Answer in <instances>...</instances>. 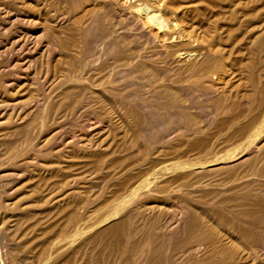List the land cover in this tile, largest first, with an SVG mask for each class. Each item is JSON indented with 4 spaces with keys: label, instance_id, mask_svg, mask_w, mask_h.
Masks as SVG:
<instances>
[{
    "label": "rangeland",
    "instance_id": "rangeland-1",
    "mask_svg": "<svg viewBox=\"0 0 264 264\" xmlns=\"http://www.w3.org/2000/svg\"><path fill=\"white\" fill-rule=\"evenodd\" d=\"M85 1L0 0V28L2 29V31H0V116L3 114L0 117V264H49V262L50 264H120L122 262V264H143L144 262L146 264L152 262V264H219L220 262V264H238L240 262V264H246V262L249 264H256L255 261L259 264H264V262H262L264 258V249H261L264 248V241H262L264 240V236L261 237L262 234L264 235V0ZM5 4H7V6ZM90 6L91 8H89ZM140 6L142 9L150 8L151 10L149 9L147 11L151 13L155 11V13H157L158 11L160 17L162 16L161 20L163 19L162 24L165 23L163 27L158 24H153L150 21H148L150 24L147 23V16L150 15V12L148 13L144 12L145 10H141L144 13L143 15V13L138 10L139 13L141 12L139 14L137 8H141ZM31 9L34 12H32ZM5 10L6 12H4ZM89 12L92 14L90 13V15ZM16 15H20V18L22 17L24 19L18 21L14 19ZM2 18L4 21L1 20ZM7 18H12L18 22H14L13 20V28L10 25L8 28H3L2 24L8 22ZM142 19L143 21H141ZM128 23H130V25ZM175 25L176 28L174 27ZM111 27L114 31L111 30ZM10 29L12 32L9 31ZM107 30H109V32ZM148 30L153 33L151 32V34ZM171 30H174V32ZM28 31L34 32L35 39H30L31 36L29 34V36H27L26 33H30ZM110 32L112 33L111 35ZM20 33H23V36L22 34L21 36L27 39V42L28 40L29 42H31V40L33 42L34 40V43H38L37 46L35 44L28 47L21 46L23 47L22 49L20 46H16V48L14 47L13 49L9 47L13 41V35L18 34L17 36L19 37ZM180 35L181 37H178ZM4 36L6 38L8 37L10 41ZM38 38L39 40H37ZM48 41H51L50 43L53 44V47L57 44L54 49L52 44ZM54 42H56V44ZM49 44L51 45L50 47ZM57 46L60 49L62 48V51ZM6 47L9 48V50L5 49ZM64 48H66V50ZM3 49H5V51ZM130 49H133L135 53ZM78 50L82 52L80 53ZM121 50L123 52H121L122 54L120 53ZM131 51L132 54H134L130 56L129 53ZM125 53L129 55L127 54L126 56ZM189 53L192 55H188ZM49 54L50 56H48ZM118 54L119 57H117ZM120 55H122V58ZM123 55L125 56L123 57ZM70 56L73 58L77 56V58L74 60ZM125 58L127 60H124ZM69 60L74 63L76 62L74 64L75 67H73V62L70 63ZM95 62L97 63L95 64ZM77 63H82L81 69L78 67L80 64L78 65ZM95 65H97V67ZM67 69L70 70L71 72L69 73L72 74H69L66 71ZM77 70H79V72H77ZM2 72H4V74ZM80 72L82 77H80ZM92 74L93 76H91ZM69 75L72 76L70 77ZM66 77H68V81L65 80ZM86 78H89L88 80L90 81H87ZM72 79L73 81L75 79L76 82L78 79L79 84L73 82ZM70 80L72 81L71 83ZM80 80H82V83ZM108 80L109 82L107 83ZM103 81L105 82L103 83ZM198 81L200 84H198ZM65 82L69 83H66L67 85L65 84L64 86ZM160 84H162L161 86H163L162 88L164 89L161 88ZM171 84L173 87H171ZM75 86L79 89L75 88L79 101H77L76 104L78 103L81 105L79 106L77 104V106L74 107L76 104H72L73 106L71 105V107H65L64 105L63 107L62 104L66 103L64 102L66 98L62 96L64 93L62 94L61 91H66L67 88H74ZM64 87L65 90H62ZM108 87L112 89L110 90ZM157 88H159L162 93L164 91V93L162 94L161 91L156 90ZM81 89L86 91H82ZM176 90L178 93H176ZM146 91L150 96L148 93L146 94ZM56 94L58 95V101L55 99V96H57ZM97 94L99 96L101 95V99L108 98L109 101L104 99L107 101L106 106L104 105L105 102L100 100ZM92 96L95 101H93L94 99ZM124 96L125 98H123ZM147 97H149L148 100ZM173 97L176 100L178 98V100L175 101ZM80 99H82V101ZM97 99H99L100 103L96 102L98 101ZM90 100H92V104ZM132 100H134V102ZM116 101L117 103H115ZM118 101L120 103H118ZM179 101H182L180 105ZM56 102H58L57 104L60 102L59 107ZM81 102H83V104H90L87 105L86 108H80L84 106ZM108 102L110 104H108ZM183 102L185 103L183 104ZM51 106L54 108H51ZM132 107H134V109ZM60 108H63L64 111L63 109L60 110ZM49 109L50 111L48 112ZM37 110H39V112ZM65 111L67 114H65ZM62 112L64 116L62 115L60 117ZM100 114H104L105 116H101ZM17 115L19 116L16 117ZM126 117H128V119ZM190 118L193 119L192 122ZM51 119H53L52 122ZM85 119L87 121H85ZM138 120L141 121L139 122ZM184 123L187 126H185ZM44 124H46L45 127H43ZM188 124L190 125L188 126ZM194 125L197 126V129ZM80 127L81 129L85 128V132L83 129L82 131ZM190 127L191 129H195V131H190ZM185 128L188 130L186 131ZM21 129H24L23 132H21ZM173 129L176 131H173ZM171 130L172 132H169ZM91 131L93 132L91 133ZM180 132V135L187 132L186 134L188 136L185 134L186 137H182L179 135ZM188 132H194V134L191 133V135H189ZM76 133L77 135L74 136ZM85 133L86 135L88 134L87 136L89 137L85 136ZM195 133L198 134L197 137ZM57 135L58 140L60 138L62 139V137L63 140L61 141L60 139L59 142L56 137ZM174 135L179 136H176V138ZM170 136L173 138L171 137V139ZM51 139L55 142L57 140V144H53L54 142ZM88 139L91 140L89 141ZM95 139L96 141H94ZM165 139L169 141L167 142ZM48 140L52 142L54 148H52V144L51 142L49 143ZM80 140H82L81 144L79 142ZM45 142L50 144V146H46L47 144ZM91 142L94 144L92 145ZM32 143H35V146H33ZM85 143L87 144L85 145ZM4 145L6 146L4 147ZM91 145L92 148L90 149L89 146ZM22 148L24 149L22 150ZM210 148H212L211 151ZM208 149L209 151H207ZM216 149L217 151L215 152ZM207 154L210 156H207ZM103 160H105V163ZM194 160H198L199 164V160H201L202 165L197 164ZM204 160L206 164L203 163ZM191 161H194L195 164H192L193 162L190 164ZM51 165H56L58 169ZM71 165L73 167L75 166V169ZM196 166H199V168ZM218 166H220L221 169ZM53 168L57 170L54 171L52 170ZM103 168L106 169L104 170ZM60 169H64V172ZM215 169L218 170L216 171ZM208 170L210 171L208 172ZM158 172H161V175L158 180H155L154 177ZM68 174L69 176H67ZM188 175H191V178H189ZM209 175L210 177H208ZM198 176L203 179L202 182ZM206 176L207 178L204 179ZM197 177L199 179H197ZM76 178L78 180H76ZM194 178L197 180L195 179L196 181L192 182L191 180H194ZM73 180L76 181L73 182ZM147 180L154 181L148 185L146 189L143 188L139 192L140 195L142 194L139 196L140 198L142 197V199L138 201L139 197L137 196L133 200L127 202L128 204H124V201L132 197L133 194L131 193L134 188L140 184H146ZM198 181L200 183H197ZM63 183H68V185L66 184L67 187H64L65 185L62 186ZM203 183L204 186L202 185ZM205 185H207V188ZM154 186L157 188L154 189ZM152 187L153 189H151ZM164 187L167 189L169 187V189L166 190L167 192ZM187 187L189 188L187 189ZM191 187L195 188L192 189ZM51 188L54 189L52 190ZM172 188L177 190L174 191ZM212 188H214V190ZM161 189H163L162 192ZM158 190L160 191L157 192ZM258 191L259 194L257 193ZM26 193L27 195H25ZM154 193L159 197V200H162V203L158 201V199L154 200L155 198L153 197H156ZM159 193H164L165 196ZM169 193H172V196H170ZM149 194L151 198H149ZM226 195L230 197L227 198ZM161 196H163L164 200ZM136 198L137 201L135 200ZM134 201L136 202L134 203ZM155 203H157V206L161 204L160 206L162 209L160 206L157 207L159 210L155 208ZM109 204H111L112 207ZM145 204L148 205L146 206ZM129 205L131 206L129 207ZM237 205H240V207ZM152 206L157 211L154 209L153 211L151 209ZM61 208L63 209L62 211ZM149 208L151 210L147 213L145 210ZM243 208L247 210V213L243 211ZM165 209L167 211H165ZM251 209L252 211L255 209V212L259 210L256 212V216L251 214ZM112 210L115 211L111 214ZM128 210H130V212ZM160 212L164 214L162 215L163 217ZM218 212H221V216L219 214L217 215ZM244 213L247 214L248 220ZM248 213L253 215L252 219L250 218L251 215ZM137 215H141V218L137 217ZM72 219L75 221H73L75 224L72 223ZM164 222L166 224H164ZM161 223H163L165 227L163 226L162 228L161 225L163 224ZM110 224L112 226H110ZM174 225L177 226L175 227ZM209 225L210 227L208 228ZM27 226L32 228L29 229ZM59 227L60 229H58ZM168 227H170V230ZM260 227L263 229V232L259 234L258 231ZM149 228H152L153 231L151 229L149 230ZM202 228L203 230H201ZM138 229L140 230V234ZM157 229L159 232L156 231ZM190 229H193V231L190 232ZM207 229H209V232ZM135 230L137 235H134V233L136 234ZM151 232L157 239L150 237L152 236ZM223 232L225 233L222 234ZM74 233L78 236L75 237V235H72ZM146 234L149 235L147 236ZM234 235L237 238L234 237ZM129 237L131 238L128 239ZM192 238L194 240H192ZM200 238L203 239V242ZM186 239L194 242L185 241ZM212 239H214V241H212ZM151 240H155V244ZM230 240H232V242ZM13 241L14 243L12 244ZM15 241H17V243ZM75 241L76 243H74ZM235 241L237 243H235ZM127 242L130 243L127 244ZM135 242L141 244L134 245L136 244ZM186 242L188 243L186 244ZM210 243H212L213 246ZM245 243H248V245L246 246ZM131 244L135 249L131 248ZM148 245H150L149 248L147 247ZM195 245L199 246V252L197 250L198 247ZM45 246L49 248L45 249ZM156 246L157 248L159 247V250L157 249L158 251L155 248ZM152 247L155 249L153 248V250ZM173 248L176 250H174L175 252H173ZM140 249H142V251L144 250L143 253ZM147 249L149 250L147 251ZM183 249L190 250L184 251ZM45 250H47L48 253ZM19 251L22 252L20 253ZM131 251L132 254L129 255L128 252L131 253ZM161 251H163V253L160 254L159 252ZM189 251L195 254L197 252L198 256L197 254H191L192 252L189 253ZM254 251H257V254L254 253ZM124 252L127 253L125 254ZM133 252L138 254L135 255ZM139 252L142 253V255L145 253L144 255L146 257L144 255L142 256ZM258 253L260 254L259 256H257ZM184 254L188 256L191 254L196 260L198 259L197 263L195 259H190L191 256L188 257ZM248 254H251L250 257L253 260L250 259ZM254 254L257 257H255ZM122 255L127 256L123 257ZM138 257L142 258L139 259V263L137 262ZM51 258L54 259L51 260ZM178 258L179 261L177 260ZM160 259L162 263L159 262ZM208 259L210 260L208 261ZM40 260L41 263H39ZM125 260H130L131 262L126 263ZM200 260H202V262ZM165 261L166 263H164Z\"/></svg>",
    "mask_w": 264,
    "mask_h": 264
},
{
    "label": "bare ground",
    "instance_id": "bare-ground-1",
    "mask_svg": "<svg viewBox=\"0 0 264 264\" xmlns=\"http://www.w3.org/2000/svg\"><path fill=\"white\" fill-rule=\"evenodd\" d=\"M3 1H4V0H3ZM23 1H24V0H23ZM36 1H37V0H36ZM83 1H85V0H83ZM86 1H87V0H86ZM86 1H85V2H86ZM140 1H141V0H140ZM10 2H11V1H10ZM63 2H64V1H63ZM71 2H72V1H71ZM87 2H88V1H87ZM129 2H130V1H129ZM26 3H27V2H26ZM0 4H1V3H0ZM11 4H12V2H11ZM63 4H64V3H63ZM68 4H69V3H68ZM71 4H72V3H71ZM161 4H162V3H161ZM5 5L7 6V4H5ZM32 5H33V4H32ZM77 5H78V4H77ZM94 5H95V4H94ZM18 6H19V5H18ZM20 6H21V5H20ZM23 6H24V5H23ZM44 6H46V5H44ZM44 6H43V7H44ZM68 6H69V5H68ZM70 6H71V5H70ZM78 6H79V5H78ZM98 6H99V4H98ZM2 7H3V6H2ZM2 7H1V8H2ZM25 7H26V6H25ZM28 7H29V6H28ZM35 7H36V6H35ZM86 7H88V6H86ZM86 7H85V8H86ZM102 7H103V6H102ZM125 7H126V6H125ZM140 7H141V6H140ZM5 8H6V7H5ZM5 8H4V9H5ZM16 8H19V7H16ZM39 8H40V7H39ZM89 8H91V6H90ZM89 8H88V9H89ZM92 8H93V7H92ZM96 8H97V6H96ZM99 8H100V7H99ZM128 8H129V7H128ZM14 9H15V8H14ZM33 9H34V8H33ZM46 9H47V8H46ZM88 9H87V12H88ZM149 9H150V8H149ZM149 9H146V8H143V9H142V7H141V8H139V9L137 8V11H138V10H139V11H141V10H145L144 12H148L147 10H149ZM6 10H7V9H6ZM6 10H5L4 12H6ZM17 10H18V9H17ZM21 10H22V9H21ZM21 10H20V11H21ZM28 10H29V8H28ZM37 10H38V9H37ZM63 10H64V9H63ZM71 10H72V9H71ZM135 10H136V9H135ZM150 10H151V9H150ZM31 11H32V9H31ZM44 11H45V10H44ZM72 11H73V10H72ZM126 11H127V10H126ZM139 11H138V13H139ZM159 11H160V10H159ZM7 12H8V11H7ZM32 12H34V11H32ZM51 12H52V11H51ZM66 12H67V10H66ZM141 12H142V11H141ZM141 12H140V13H141ZM149 12H150V11H149ZM149 12H148V13H149ZM155 12H156V11H155ZM155 12H154V13H151V12L149 13L150 15L147 16V20H146L147 23H149L148 21H150V22H152L153 24H158V25H161V27H163V25H164L165 23L162 24V22H163V21H162L163 19L161 20V17H162V16L160 17V14H159L158 11H157V13H158L159 15H158L157 13H155ZM8 13H10V12H8ZM8 13H7V14H8ZM48 13H49V11H48ZM85 13H86V12H85ZM90 13H91V12H89V14H90ZM127 13H128V12H127ZM140 13H139V14H140ZM142 13H143V12H142ZM160 13H161V12H160ZM0 14H1V13H0ZM11 14H12V13H11ZM72 14H73V13H72ZM89 14H87V15H89ZM91 14H92V13H91ZM91 14H90V15H91ZM101 14H102V13H101ZM3 15H4V14H3ZM143 15H144V13H143ZM146 15H147V14H146ZM146 15H145V16H146ZM95 16H96V15H95ZM137 16H138V15H137ZM45 17H46V16H45ZM58 17H60V16H58ZM90 17H91V16H90ZM100 17H101V16H100ZM104 17H105V16H104ZM12 18H13V17H12ZM12 18H11V19H10V18H7V19H8V22L3 23V24H2V25H3L2 27H3V28H8L9 25L12 26V25L14 24V23H13V20H14V19H16V20H18V21L24 19V18H22V17L20 18V15H19V16L16 15V17H15L14 19H12ZM92 18H93V17H92ZM95 18H96V17H95ZM175 18H176V17H175ZM33 19H34V18H33ZM47 19H48V18H47ZM52 19H53V18H52ZM103 19H104V18H103ZM118 19H119V18H118ZM137 19H138V17H137ZM173 19H174V18H173ZM176 19H177V18H176ZM1 20H3V18H2ZM5 20H6V19H5ZM16 20H14V22H15ZM29 20H30V18H29ZM31 20H32V19H31ZM90 20H91V18H90ZM144 20H145V18H144ZM174 20H175V19H174ZM3 21H4V20H3ZM6 21H7V20H6ZM18 21H16V22H18ZM34 21H35V20H34ZM36 21H37V20H36ZM38 21H39V20H38ZM137 21H138V20H137ZM141 21H143V19H142ZM23 22H24V21H23ZM102 22H103V20H102ZM123 22H124V21H123ZM135 22H136V21H135ZM165 22H166V21H165ZM168 22H170V21H168ZM28 23H29V22H28ZM132 23H133V22H132ZM142 23H143V22H142ZM171 23H172V21H171ZM15 24H16V23H15ZM22 24H23V23H22ZM33 24H34V23H33ZM102 24H103V23H102ZM128 24L130 25V23H128ZM136 24H137V22H136ZM139 24H140V23H139ZM149 24H150V23H149ZM166 24H167V23H166ZM103 25H104V24H103ZM115 25H116V24H115ZM142 25H144V24H142ZM167 25H168V24H167ZM20 26H21V25H20ZM20 26H19V27H20ZM85 26H87V25H85ZM88 26H89V25H88ZM131 26H132V25H131ZM133 26H134V25H133ZM136 27H137V26H136ZM157 27H158V26H157ZM159 27H160V26H159ZM169 27H170V26H169ZM174 27L176 28V25H175ZM177 27H178V26H177ZM179 27H180V26H179ZM12 28H13V26H12ZM86 28H87V27H86ZM102 28H103V27H102ZM0 29H1V28H0ZM17 29H18V28H17ZM51 29H52V28H51ZM51 29H50V30H51ZM163 29H164V28H163ZM167 29H168V28H167ZM170 29H171V28H170ZM170 29H169V30H170ZM179 29H180V28H179ZM179 29H178V30H179ZM5 30H6V29H5ZM50 30H49V31H50ZM86 30H87V29H86ZM111 30H113L112 27H111ZM128 30H129V29H128ZM133 30H134V29H133ZM135 30H136V29H135ZM137 30H138V29H137ZM150 30H151V29H150ZM150 30H148V31H150ZM160 30H161V28H160ZM0 31H2V29H1ZM9 31H11V29H10ZM13 31H14V30H13ZM43 31H45V30H43ZM47 31H48V30H47ZM107 31L109 32V30H107ZM113 31H114V30H113ZM171 31L174 32V30H171ZM4 32H5V31H4ZM4 32H3V33H4ZM11 32H12V31H11ZM15 32H16V31H15ZM28 32H30V33H26L27 36L30 35V36L32 37V38L30 37V39H35V38H34V34H33L34 32H33V31H32V32H31V31H28ZM151 32H152V31H150V33H151ZM1 33H2V32H1ZM5 33H6V32H5ZM17 33H18V32H17ZM23 33H24V32H23ZM23 33H20L19 37L17 36L19 33H18L17 35H13V37H12L13 41L11 42V44L9 45V47H11V48L13 49L14 47L16 48V46H20V47H21V46L28 47V46H31V45H33V44H35V45L37 46L38 43H34V40H33V42H32V40H31V42H29V40H28V42H27V39H24V38L22 37V36H23ZM41 33H42V32H41ZM55 33H56V32H55ZM146 33H148V32H146ZM152 33H153V32H152ZM152 33H151V34H152ZM171 33H172V32H171ZM14 34H16V33H14ZM21 34H22V36H21ZM28 34H29V35H28ZM48 34H49V33H48ZM50 34H51V33H50ZM105 34H106V33H105ZM111 34H112V33L110 32V35H111ZM174 34H175V33H174ZM6 35H7V34H6ZM9 35H10V34H9ZM53 35H54V34H53ZM53 35H52V36H53ZM108 35H109V34H108ZM154 35H155V33H154ZM184 35H185V34H184ZM15 36H17V37H15ZM118 36H119V35H118ZM125 36H126V35H125ZM152 36H153V35H152ZM4 37H5V36H4ZM178 37H181V35L178 36ZM184 37H185V36H184ZM5 38H6V37H5ZM25 38H28V37H25ZM36 38H37V37H36ZM151 38H152V37H151ZM2 39H3V38H2ZM6 39L9 40L8 37H7ZM184 39H185V38H184ZM37 40H39V38H38ZM50 40H51V39H50ZM55 40H56V39H55ZM55 40H53V41H55ZM145 40H146V39H145ZM176 40H177V39H176ZM179 40H180V39H179ZM1 41H2V40H1ZM4 41H5V40H4ZM9 41H10V40H9ZM56 41H57V40H56ZM172 41H173V40H172ZM35 42H36V41H35ZM37 42H38V41H37ZM48 42H49V41H48ZM50 42H51V41H50ZM50 42H49V43H50ZM65 42H66V40H65ZM185 42H186V41H185ZM54 43L56 44V42H54ZM58 43H59V42H58ZM109 43H110V42H109ZM109 43H108V44H109ZM120 43H121V42H120ZM50 44H52V43H50ZM50 44H49V47L51 46ZM113 44H114V43H113ZM183 44H184V43H183ZM3 45H4V43H3ZM6 45H7V43H6ZM56 45H57V44H56ZM56 45H55V46H56ZM93 45H94V44H93ZM55 46H54V47H55ZM81 46H82V45H81ZM20 47H19V48H20ZM52 47H53V44H52ZM54 47H53V49H54ZM57 47H58V46H57ZM74 47H75V46H74ZM78 47H79V46H78ZM3 48H4V47H3ZM22 48H23V47H21V49H22ZM58 48H59V47H58ZM58 48H57V49H58ZM79 48H80V47H79ZM5 49H8V50H9V48H7V47H6ZM5 49H3V50L5 51ZM47 49H48V48H47ZM50 49H52V48H50ZM55 49H56V48H55ZM59 49H60V48H59ZM64 49L66 50V48H64ZM69 49H70V48H69ZM0 50H1V49H0ZM48 50H49V49H48ZM60 50L62 51V48H61ZM130 50L133 51V49H130ZM130 50H129V51H130ZM4 51H3V52H4ZM6 51H7V50H6ZM16 51H17V50H16ZM21 51H22V50H21ZM54 51H55V50H54ZM56 51H57V50H56ZM78 51H79V50H78ZM91 51H93V50H91ZM99 51H100V50H99ZM132 51H131L130 53L128 52V53L130 54V56H131V54H132ZM25 52H26V51H25ZM68 52H69V51H68ZM79 52L81 53L82 51H79ZM107 52H108V51H107ZM110 52H111V50H110ZM121 52H122V50L120 51V53H121ZM124 52H125V51H124ZM133 52H134V51H133ZM139 52H140V51H139ZM6 53H7V52H6ZM19 53H20V52H19ZM76 53H78V52H76ZM76 53H75V54H76ZM87 53H88V52H87ZM122 53H123V52H122ZM122 53H121V54H122ZM128 53H125L126 56H127ZM134 53H135V52H134ZM134 53H133V54H134ZM141 53H143V52H141ZM181 53H182V52H181ZM73 54H74V53H73ZM73 54H72V55H73ZM129 54H128V55H129ZM133 54H132V55H133ZM190 54H191V53H189L188 55H190ZM8 55H9V54H8ZM67 55H68V54H67ZM76 55H77V54H76ZM79 55H81V54H79ZM83 55H84V53H83ZM96 55H98V54H96ZM167 55H169V54H167ZM191 55H192V54H191ZM193 55H194V54H193ZM48 56H50V54H49ZM120 56H121V58H122V55H120ZM124 56H125V55H123V57H124ZM130 56H128V57H130ZM142 56H143V55H142ZM170 56H171V55H170ZM179 56H180V54H179ZM179 56H178V57H179ZM70 57H71V56H70ZM73 57H74V55H73ZM73 57H71V58H73ZM80 57H81V56H80ZM97 57H98V56H97ZM103 57H104V56H103ZM117 57H119V54H118ZM50 58H51V57H50ZM68 58H69V57H68ZM71 58H70V59H71ZM75 58H77V56H76ZM75 58H73V59L75 60ZM85 58H86V57H85ZM94 58H95V56H94ZM73 59H72V60H73ZM78 59H80V58H78ZM87 59H88V58H87ZM128 59H129V58H128ZM180 59H181V58H180ZM49 60H50V59H49ZM81 60H82V59H81ZM115 60H116V59H115ZM119 60H122V59H119ZM124 60H127V59L125 58ZM124 60H123V61H124ZM212 60H213V59H212ZM69 61H70V63L73 62V61H71V60H69ZM69 61H68V62H69ZM87 61H88V60H87ZM92 61H93V63H94V60H93V59H92ZM95 61H96V60H95ZM18 62H19V61H18ZM48 62H49V61H48ZM85 62H86V61H85ZM89 62H90V60H89ZM97 62H98V61H97ZM97 62H95V64H96ZM115 62H116V61H115ZM168 62H169V61H168ZM199 62H200V61H199ZM1 63H2V62H1ZM70 63H69V64H70ZM75 63H76V62H75ZM75 63L73 62V67H75V66H74ZM159 63H160V62H159ZM77 64H78V65L80 64V66H78V67H80V69H81V68H82V66H81L82 63H77ZM114 64H115V63H114ZM121 64H122V63H121ZM128 64H129V62H128ZM130 64H131V63H130ZM87 65H88V64H87ZM212 65H213V64H212ZM212 65H210V66H212ZM0 66H1V65H0ZM70 66H71V64H70ZM90 66H94V65H90ZM95 66L97 67V65H95ZM196 66H197V65H196ZM206 66H207V65H206ZM3 67H4V66H3ZM87 67H88V66H87ZM106 67H107V66H106ZM164 67H165V66H164ZM208 67H209V66H208ZM1 68H2V67H1ZM27 68H28V67H27ZM67 68H68V67H67ZM76 68H77V67H76ZM84 68H85V67H84ZM84 68H83V69H84ZM94 68H95V67H94ZM107 68H108V67H107ZM173 68H174V67H173ZM173 68H172V69H173ZM21 69H22V68H21ZM68 69H69V68H68ZM68 69H67L66 71H67L68 73L71 72V71L68 70ZM74 69H75V68H74ZM77 69H78V68H77ZM95 69H97V68H95ZM169 69H170V68H169ZM172 69H171V70H172ZM205 69H206V68H205ZM214 69H215V68H214ZM48 70H50V69H48ZM75 70H76V69H75ZM85 70H86V69H85ZM166 70H167V69H166ZM185 70H186V69H185ZM215 70H216V69H215ZM217 70H218V69H217ZM72 71H73V69H72ZM90 71H92V70H90ZM104 71H105V70H104ZM110 71H111V70H110ZM194 71H195V70H194ZM64 72H65V71H64ZM77 72H79V70H77ZM81 72H83V71H81ZM81 72H80V77H82V76H81ZM112 72H113V71H112ZM118 72H119V71H118ZM179 72H181V71H179ZM2 73L4 74V72H2ZM65 73H66V72H65ZM74 73H75V71H74ZM84 73H86V72H84ZM91 73H92V72H91ZM62 74H63V73H62ZM69 74H72V73H69ZM108 74H109V73H108ZM159 74H160V73H159ZM1 75H2V74H1ZM18 75H19V74H18ZM18 75H17V76H18ZM82 75H83V74H82ZM87 75L90 76L89 74H87ZM112 75H113V74H112ZM173 75H174V74H173ZM2 76H3V75H2ZM20 76H21V75H20ZM62 76H63V75H62ZM69 76L71 77L72 75H69ZM78 76H79V73H78ZM88 76H87V77H88ZM91 76H93V74H92ZM108 76H109V75H108ZM14 77H15V76H14ZM63 77H64V76H63ZM73 77H74V76H73ZM76 77H77V75H76ZM83 77H84V76H83ZM67 78H68V77H66V79H65V78H64V79L67 80ZM0 79H1V78H0ZM60 79H61V78H60ZM60 79H59V80H60ZM86 79H87V78H86ZM88 79H89V78H88ZM88 79H87V81H90V80H88ZM111 79H112V78H111ZM120 79H121V78H120ZM190 79H191V78H190ZM197 79H198V78H197ZM92 80H93V79H92ZM94 80H95V79H94ZM105 80H106V79H105ZM113 80H114V79H113ZM151 80H152V79H151ZM198 80H199V79H198ZM4 81H5V80H4ZM67 81H68V80H67ZM72 81H73V79H72ZM72 81L70 80V83H71ZM80 81H81V83H82V80H80ZM101 81H102V80H101ZM110 81H111V80H110ZM127 81H128V80H127ZM152 81H153V80H152ZM155 81H156V80H155ZM177 81H178V80H177ZM14 82H15V81H14ZM35 82H36V80H35ZM49 82H50V81H49ZM73 82L79 84V83H78V82H79L78 79H77V82H76L75 79H74ZM104 82H105V81H103V83H104ZM108 82H109V80L107 81V83H108ZM112 82H113V81H112ZM172 82H173V79H172ZM175 82H176V80H175ZM194 82H195V81H194ZM10 83H11V82H10ZM15 83H16V82H15ZM33 83H34V82H33ZM53 83H54V82H53ZM66 83H69V82H65V83H64V86H65ZM96 83H97V82H96ZM173 83H174V82H173ZM176 83H177V82H176ZM4 84H5V83H4ZM12 84H13V83H12ZM62 84H63V83H62ZM77 84H76V85H77ZM83 84H84V83H83ZM83 84H82V85H83ZM87 84H89V83H87ZM94 84H95V83H94ZM158 84H159V83H158ZM188 84H189V83H188ZM195 84H197V83H195ZM198 84H200L199 81H198ZM198 84H197V85H198ZM8 85H9V84H8ZM40 85H41V83H40ZM66 85H67V84H66ZM69 85H70V84H69ZM84 85H85V84H84ZM110 85H111V84H110ZM122 85H123V84H122ZM161 85H162V84H160V86H161ZM166 85H167V84H166ZM174 85H176V84H174ZM181 85H182V84H181ZM190 85H191V84H190ZM6 86H7V85H6ZM62 86H63V85H62ZM62 86H61V87H62ZM71 86H72V85H71ZM73 86H74V85H73ZM89 86H90V85H89ZM93 86H94V85H93ZM144 86H145V85H144ZM147 86H148V85H147ZM147 86H146V88H147ZM157 86H158V85H157ZM157 86H156V87H157ZM106 87H107V86H106ZM113 87H115V86H113ZM116 87H118V86L116 85ZM120 87H121V85H120ZM151 87H152V85H151ZM151 87H150V88H151ZM162 87H163V86H161V88H162ZM171 87H173L172 84H171ZM177 87H178V85H177ZM177 87H176V88H177ZM58 88H59V87H58ZM62 88H63V87H62ZM75 88L78 89V87L75 86L74 88H73V87H71V88H67L66 91H61V90H60L62 94L64 93V95H62V96H64V97L66 98V101H64V102L67 103V104H66V103L62 104V106L64 105L65 107H71L72 104H76V102L78 101V98H77V92L75 91ZM81 88H82V87H81ZM87 88H88V85H87ZM89 88H90V87H89ZM108 88H110V87H108ZM154 88H155V85H154ZM159 88H160V87H159ZM159 88H157L156 90H159ZM161 88H160V89H161ZM174 88H175V87H174ZM192 88H193V87H192ZM198 88H199V87H198ZM91 89H92V88H91ZM95 89H97V88H95ZM100 89H101V88H100ZM105 89H106V88H105ZM111 89H112V88H110V90H111ZM118 89H119V87H118ZM152 89H153V88H152ZM152 89H151V91H152ZM162 89H164V88H162ZM162 89H161V90H162ZM167 89H168V88H167ZM212 89H213V88H212ZM35 90H36V89H35ZM48 90H49V89H48ZM62 90H65V87H64V89H62ZM78 90H79V89H78ZM81 90H82V89H81ZM81 90H80V91H81ZM98 90H99V89H98ZM124 90H125V89H124ZM145 90H148V89H145ZM154 90H155V89H154ZM161 90H159V91H161ZM174 90H175V89H174ZM36 91H37V90H36ZM38 91H39V90H38ZM55 91H56V90H55ZM57 91H58V90H57ZM82 91H86V90H82ZM100 91H101V90H100ZM103 91H104V90H103ZM107 91H108V89H107ZM113 91H114V90H113ZM116 91H118V90H116ZM165 91H166V88H165ZM181 92H182V91H181ZM45 93H46V90H45ZM95 93H96V91H95ZM95 93H94V95H95ZM98 93H99V91H98ZM101 93H102V91H101ZM147 93H148V92L146 91V94H147ZM161 93H162V91H161ZM161 93H159V94H161ZM163 93H164V91H163ZM163 93H162V94H163ZM167 93H168V91H167ZM176 93H178L177 90H176ZM176 93H175V94H176ZM50 94H51V93H50ZM54 94H55V93H54ZM54 94H53V95H54ZM92 94H93V93H92ZM99 94H100V93H99ZM129 94H130V93H129ZM151 94H152V93H151ZM153 94H154V93H153ZM159 94H158V95H159ZM56 95H57V94H56ZM59 95H61V94H59ZM80 95H82V94H80ZM94 95H93V96H94ZM97 95H98V94H97ZM109 95H110V94H109ZM114 95H115V94H114ZM148 95H149V93H148ZM165 95L167 96L166 93H165ZM42 96H43V95H42ZM48 96H50V95H48ZM51 96H52V94H51ZM87 96H88V95H87ZM90 96H91V95H90ZM93 96H92V98H93ZM98 96H99V95H98ZM100 96H101V95H100ZM100 96H99V99H100V100H103V101L105 102L104 105L106 106V105H107V104H106L107 101L104 100V99H106V98L101 99ZM117 96H118V98H119L118 93H117ZM117 96H116V98H117ZM149 96H150V95H149ZM53 97H54V96H53ZM55 97H56L55 99H57L58 95L55 96ZM79 97H80V96H79ZM82 97H84V96L82 95ZM96 97H97V96H96ZM96 97H95V98H96ZM121 97H122V95H121ZM142 97H143V96H142ZM161 97H162V95H161ZM180 97H181V96H180ZM49 98H50V97H49ZM86 98H87V97H86ZM86 98H85V99H86ZM89 98H90V97H89ZM102 98H103V97H102ZM123 98H125V96H124ZM127 98H128V97H127ZM148 98H149V97H147V100H148ZM163 98H164V97H163ZM178 98H179V96H178ZM178 98H177V100H178ZM40 99H41V98H40ZM43 99H44V98H43ZM43 99H42V100H43ZM61 99H62V98H61ZM93 99H94V98H93ZM99 99H97L98 101H96V102H99ZM151 99H152V98H151ZM173 99H174V97H173ZM34 100H36V99H34ZM59 100H60V99H59ZM62 100H64V99H62ZM62 100H61V101H62ZM80 100L82 101V99H80ZM106 100H108V98H107ZM114 100H115V99H114ZM147 100H146V102H147ZM152 100H153V99H152ZM174 100L177 101L176 99H174ZM37 101H38V100H37ZM50 101H51V100H50ZM57 101H58V99H57ZM84 101H85V100H84ZM84 101H83V102H84ZM91 101H92V100H90V102H91ZM93 101H95V99H94ZM108 101H109V100H108ZM132 101L134 102V100H132ZM138 101H139V100H138ZM154 101H155V100H154ZM164 101H165V100H164ZM6 102H7V101H6ZM18 102H19V101H18ZM78 102H79V101H78ZM83 102H81V103H82V105H84V106H83V107H80V108H84V107L86 108V106L90 104L89 102H88L89 104H83ZM171 102H172V100H171ZM173 102H174V101H173ZM180 102L182 103V101H179V105H180ZM11 103H12V102H11ZM11 103H10V104H11ZM20 103H22V102H20ZM23 103H24V102H23ZM38 103H39V102H38ZM38 103H37V104H38ZM54 103H55V102H54ZM57 103H58V102H56V104H57ZM93 103H94V102H93ZM99 103H100V102H99ZM99 103H98V104H99ZM101 103H102V101H101ZM115 103H117V101H116ZM118 103H120V102L118 101ZM123 103H124V102H123ZM123 103H122V105H123ZM130 103H131V102H130ZM143 103H144V100H143ZM163 103H164V102H163ZM167 103H168V102H167ZM177 103H178V102H177ZM177 103H176V104H177ZM184 103H185V102H183V104H184ZM3 104H4V103H3ZM5 104H6V103H5ZM52 104H53V103H52ZM56 104H55V105H56ZM59 104H60V102H59ZM59 104H57L58 107H59ZM77 104H78V103H77ZM77 104L74 105V107L77 106ZM91 104H92V102H91ZM108 104H110V103L108 102ZM137 104H138V103H137ZM161 104H162V103H161ZM164 104H165V103H164ZM1 105H2V104H1ZM12 105H13V104H12ZM22 105H23V104H22ZM55 105H54V106H55ZM66 105H67V106H66ZM78 105H79V104H78ZM80 105H81V104H80ZM80 105H79V106H80ZM96 105H97V104H96ZM100 105H101V104H100ZM122 105H121V106H122ZM149 105H150V104H149ZM171 105H172V104H171ZM6 106H7V105H6ZM6 106H5V107H6ZM13 106H14V105H13ZM36 106H37V105H36ZM64 106H63V107H64ZM72 106H73V105H72ZM93 106H94V105H93ZM105 106H104V108H105ZM117 106H119V105H117ZM138 106H139V105H138ZM143 106H144V105H143ZM182 106H183V105H182ZM7 107H8V106H7ZM58 107H57V108H58ZM60 107H61V106H60ZM184 107H185V106H184ZM51 108H54V107L51 106ZM57 108H56V110H57ZM88 108H89V107H88ZM108 108H109V106H108ZM111 108H112V106H111ZM120 108H121V107H120ZM122 108H123V107H122ZM132 108L134 109V107H132ZM220 108H221V107H220ZM3 109H5V108H3ZM7 109H8V108H7ZM10 109H11V108H10ZM25 109H27V108H25ZM61 109H63V108H60V110H61ZM73 109H74V108H73ZM188 109H189V108H188ZM0 110H1V108H0ZM13 110H14V109H13ZM53 110H55V109H53ZM58 110H59V108H58ZM67 110H68V109H67ZM71 110H72V108H71ZM71 110H69V111H71ZM74 110H75V109H74ZM84 110H85V109H84ZM86 110H88V109H86ZM95 110H96V109H95ZM110 110H112V109H110ZM221 110H222V109H221ZM37 111L39 112V110H37ZM49 111H50V109L48 110V112H49ZM63 111H64V109H63ZM81 111H82V110H81ZM28 112H29V111H28ZM53 112H54V111H53ZM60 112H61V111H60ZM65 112H66V111H65ZM82 112H83V111H82ZM82 112H81V113H82ZM87 112H88V111H87ZM99 112H100V111H99ZM125 112H126V111H125ZM135 112H136V111H135ZM214 112H215V111H214ZM4 113H5V112H4ZM50 113H51V112H50ZM68 113H69V112H68ZM70 113H71V112H70ZM52 114H54V113H52ZM59 114H61V113H59ZM63 114H64V113L62 112V114L60 115V117H61ZM65 114H67V112H66ZM91 114H92V113H91ZM98 114H99V113H98ZM127 114H128V111H127ZM2 115H3V114H2ZM2 115H1V116H2ZM41 115H42V114H41ZM48 115H49V113H48ZM56 115H57V114H56ZM68 115H69V114H68ZM73 115H74V113H73ZM79 115H80V114H79ZM86 115H87V113H86ZM100 115H101V114H100ZM103 115H104V114H103ZM103 115H101V116H103ZM123 115H124V114H123ZM1 116H0V117H1ZM14 116H15V115H14ZM18 116H19V115H17L16 117H18ZM24 116H25V115H24ZM27 116H28V115H27ZM46 116H47V115H46ZM57 116H58V115H57ZM63 116H64V115H63ZM93 116H94V115H93ZM104 116H105V115H104ZM128 116H129V115H128ZM141 116H142V115H141ZM196 116H197V115H196ZM7 117H8V116H7ZM9 117H10V115H9ZM53 117H54V115H53ZM65 117H67V116H65ZM68 117H69V116H68ZM70 117H71V116H70ZM40 118H41V117H40ZM48 118H49V116H48ZM51 118H52V116H51ZM94 118H95V116H94ZM99 118H100V117H99ZM104 118H105V117H104ZM106 118H107V117H106ZM126 118L128 119V117H126ZM143 118H144V117H143ZM197 118H198V117H197ZM21 119H22V118H21ZM25 119H26V118H25ZM45 119H47V118H45ZM45 119H44V120H45ZM61 119H62V118H61ZM75 119H76V118H75ZM100 119H101V118H100ZM115 119H118V118H115ZM134 119H135V118H134ZM186 119H187V118H186ZM190 119H192V118H190ZM8 120H10V119H8ZM66 120H67V119H66ZM10 121H11V120H10ZM16 121H17V120H16ZM47 121H48V120H47ZM52 121H53V119H51V122H52ZM82 121H83V120H82ZM85 121H87V120L85 119ZM138 121H139V120H138ZM140 121H141V120H140ZM140 121H139V122H140ZM188 121H189V120H188ZM192 121H193V119L191 120V122H192ZM56 122H57V119H56ZM110 122H111V121H110ZM0 123H1V122H0ZM5 123H6V122H5ZM43 123H44V121H43ZM45 123H46V122H45ZM54 123H55V122H54ZM90 123H91V122H90ZM94 123H95V122H94ZM104 123H105V122H104ZM116 123H117V122H116ZM134 123H135V121H134ZM188 123H189V122H188ZM261 123H262V122H261ZM28 124H29V123H28ZM47 124H48V123H47ZM58 124H59V123H58ZM84 124H85V123H84ZM88 124H89V123H88ZM184 124H185V123H184ZM193 124H194V123H193ZM45 125H46V124H44L43 127H45ZM92 125H94V124H92ZM95 125H96V124H95ZM109 125H110V124H109ZM189 125H190V124H188V126H189ZM197 125H198V124H197ZM259 125H260V124H259ZM59 126H60V125H59ZM104 126H105V124H104ZM110 126H111V125H110ZM112 126H113V125H112ZM132 126H133V123H132ZM179 126H180V125H179ZM185 126H187V125L185 124ZM185 126H184V127H185ZM194 126H195V125H194ZM50 127H51V126H50ZM83 127H84V126H83ZM85 127H87V126H85ZM92 127H93V126H92ZM174 127H175V126H174ZM46 128H47V126H46ZM60 128H61V127H60ZM78 128H79V127H78ZM186 128H188V127H186ZM186 128H185V130H186ZM195 128L197 129V126H195ZM260 128H261V127H260ZM16 129H17V128H16ZM16 129H15V130H16ZM43 129H44V128H43ZM72 129H73V128H72ZM80 129H81V127H80ZM82 129H83V128H82ZM82 129H81V130H82ZM84 129H85V128H84ZM84 129H83V130H84ZM91 129H92V128H91ZM91 129H90V130H91ZM93 129H94V128H93ZM105 129H106V128H105ZM178 129H179V128H178ZM188 129H189V128H188ZM188 129H187V130H188ZM190 129H191V127H190ZM21 130H22L21 132H23L24 129H21ZM73 130H74V129H73ZM78 130H79V129H78ZM83 130H82V131H83ZM90 130H89V133H90ZM95 130H96V129H95ZM95 130H93V131H95ZM174 130H175V129H173V131H174ZM180 130H181V129H180ZM187 130H186V131H187ZM256 130H257V127H256ZM71 131H72V130H71ZM75 131H76V130H75ZM87 131H88V130H87ZM87 131H86V132H87ZM93 131H91V133H92ZM175 131H176V130H175ZM190 131H195V129H191ZM199 131H200V130H199ZM262 131H263V130H262ZM262 131H261V133H262ZM24 132H25V131H24ZM33 132H34V131H33ZM33 132H32V133H33ZM84 132H85V130H84ZM96 132H98V131H96ZM101 132H102V131H101ZM169 132H172V130L169 131ZM178 132H179V131H178ZM178 132H177V133H178ZM201 132H202V129H201ZM252 132H253V131H252ZM252 132H251V133H252ZM79 133H81V132H79ZM174 133H176V132H174ZM186 133H187V132H186ZM186 133L180 135V134H181V132H180L179 135L182 136V137H184V136L186 137V135H187ZM188 133H189V135H191V133L194 134V132H191V133L188 132ZM196 133H198V132H196ZM196 133H195V134H196ZM21 134H23V133H21ZM21 134H20V135H21ZM35 134H36V133H35ZM54 134H56V133H54ZM70 134H71V133H70ZM166 134H167V133H166ZM185 134H186V135H185ZM193 134H192V135H193ZM25 135H26V134H25ZM58 135H59V134H58ZM58 135L56 136V137H57V140H58ZM76 135H77V133H76L74 136H76ZM81 135H82V134H81ZM81 135H80V136H81ZM87 135H88V134H87ZM87 135H86V133H85V136H87ZM90 135H91V134H90ZM167 135H168V134H167ZM170 135H171V134H170ZM179 135H176V136H179ZM6 136H7V135H6ZM12 136H13V135H12ZM33 136H34V135H33ZM33 136H31V137H33ZM74 136H73V137H74ZM83 136H84V134H83ZM176 136L174 135V137H176ZM187 136H188V135H187ZM195 136L197 137L198 134H196ZM255 136H256V135H255ZM2 137H3V136H2ZM42 137H43V136H42ZM54 137H55V136H54ZM56 137H55V138H56ZM61 137H62V136H61ZM71 137H72V136H71ZM71 137H70V138H71ZM87 137H89V136H87ZM95 137H96V136H95ZM106 137H108V136H106ZM165 137H166V136H165ZM171 137H172V136H170V138H171ZM40 138H41V137H40ZM52 138H53V137H52ZM79 138H80V137H79ZM92 138H93V135H92ZM102 138H103V137H102ZM162 138H163V137H162ZM172 138H173V137H172ZM172 138H171V139H172ZM176 138H177V137H176ZM178 138H179V137H178ZM180 138H181V137H180ZM252 138H253V137H252ZM60 139H61V138H60ZM60 139L58 140L59 142H60ZM68 139H69V138H68ZM76 139H77V138H76ZM86 139H87V138H86ZM163 139H164V138H163ZM191 139H192V138H191ZM247 139H248V138H247ZM19 140H20V139H19ZM27 140H29V139H27ZM30 140H31V139H30ZM32 140H33V138H32ZM42 140H43V139H42ZM44 140H45V139H44ZM51 140H52V139H51ZM57 140H56V142H58ZM62 140H63V137H62L61 141H62ZM82 140H83V139H82ZM82 140L79 141L80 144H81ZM88 140H89V139H88ZM90 140H91V139H90ZM90 140H89V141H90ZM165 140H167V142L169 141L168 139H165ZM173 140H174V139H173ZM52 141H53V140H52ZM69 141H70V140H69ZM73 141H74V140H73ZM77 141H78V140H77ZM94 141H96V139H95ZM94 141H92V142H94ZM157 141H158V140H157ZM159 141H160V140H159ZM161 141H164V140H161ZM247 141H248V140H247ZM48 142H49V140H48ZM50 142H51V141H50ZM50 142H49V143H50ZM53 142H54L53 144L56 143L55 141H53ZM92 142H91V144H92ZM13 143H14V142H13ZM13 143H12V144H13ZM30 143H31V141H30ZM30 143H29V144H30ZM45 143H46V142H45ZM61 143H62V142H61ZM67 143H68V142H67ZM71 143H72V142H71ZM73 143H74V142H73ZM32 144H33V143H32ZM32 144H31V145H32ZM42 144H44V143H42ZM46 144H47V143H46ZM51 144H52V142H51ZM53 144H52V148H54V145H53ZM56 144H57V143H56ZM74 144H75V143H74ZM77 144H78V143H77ZM83 144H84V142H83ZM86 144H87V143H85V145H86ZM88 144H89V142H88ZM93 144H94V143H93ZM93 144H92V145H93ZM165 144H166V142H165ZM10 145H11V144H10ZM19 145H20V144H19ZM62 145H63V144H62ZM92 145L89 146L90 149L92 148ZM158 145H159V144H158ZM5 146H6V145H4V147H5ZM33 146H35V143L33 144ZM36 146H38V145H36ZM39 146H40V144H39ZM46 146H50V144H47ZM56 146H58V145H56ZM59 146H60V145H59ZM69 146H70V145H69ZM72 146H73V145H72ZM72 146H71V147H72ZM94 146H95V145H94ZM109 146H110V145H109ZM260 146H261V145H260ZM62 147H63V146H62ZM67 147H68V146H67ZM67 147H66V148H67ZM87 147H88V146H87ZM246 147H248V146H246ZM36 148H37V147H36ZM68 148H69V147H68ZM85 148H86V147H85ZM96 148H97V147H96ZM107 148H108V147H107ZM110 148H111V147H110ZM151 148H152V147H151ZM212 148H213V147H212ZM212 148H210V151L212 150ZM23 149H24V148H22V150H23ZM25 149H26V147H25ZM39 149H40V148H39ZM59 149H60V148H59ZM62 149H63V148H62ZM62 149H61V151H62ZM98 149H99V147H98ZM98 149H97V150H98ZM103 149H105V148H103ZM108 149H109V148H108ZM113 149H114V148H113ZM213 149H215V148H213ZM242 149H243V148H242ZM244 149H246V148H244ZM254 149H255V148H254ZM51 150H52V149H51ZM66 150H67V149H66ZM70 150H71V149H70ZM87 150H88V149H87ZM251 150H252V149H251ZM4 151H5V150H4ZM55 151H56V150H55ZM57 151H58V150H57ZM59 151H60V150H59ZM59 151H58V152H59ZM61 151H60V152H61ZM83 151H84V150H83ZM83 151H82V153H83ZM207 151H209V149H208ZM213 151H214V150H213ZM216 151H217V149L215 150V152H216ZM241 151H242V150H241ZM48 152H49V151H48ZM62 152H63V151H62ZM65 152H66V151H65ZM71 152H72V151H71ZM103 152H104V151H103ZM63 153H64V152H63ZM67 153H68V152H67ZM207 153H211V152H207ZM249 153H250V152H249ZM58 154H59V153H58ZM151 154H152V153H151ZM43 155H44V154H43ZM56 155H57V154H56ZM59 155H61V154H59ZM59 155H58V156H59ZM65 155H66V154H65ZM92 155H93V154H92ZM105 155H106V154H105ZM160 155H162V154H160ZM217 155H218V153H217ZM61 156H62V155H61ZM88 156H89V155H88ZM108 156H109V155H108ZM197 156H198V155H197ZM199 156H201V155H199ZM207 156H210V155L207 154ZM1 157H2V156H1ZM25 157H26V156H25ZM42 157H44V156H42ZM53 157H54V156H53ZM55 157H57V156H55ZM63 157H64V156H63ZM110 157H111V156H110ZM202 157H203V156H202ZM217 157H218V156H217ZM193 158H194V157H193ZM203 158H204V157H203ZM10 159H12V158H10ZM10 159H9V160H10ZM59 159H60V158H59ZM66 159H68V158H66ZM107 159H108V158H107ZM107 159H106V160H107ZM14 160H15V159H14ZM30 160H31V159H30ZM35 160H36V159H35ZM42 160H43V159H42ZM61 160H62V158H61ZM97 160H98V159H97ZM209 160H211V159H209ZM4 161H5V160H4ZM11 161H12V160H11ZM26 161H27V160H26ZM38 161H39V160H38ZM101 161H102V160H101ZM103 161H104V163H105V160H103ZM194 161H196L197 164H199V163H198V160H194ZM194 161H191L190 164H191L192 162H193L192 164H195ZM199 161H200V164H199V165H202V163H201L202 161H201V160H199ZM215 161H216V160H215ZM248 161H249V159H248ZM8 162H9V161H8ZM16 162H17V161H16ZM32 162H33V160H32ZM34 162H36V161H34ZM57 162H58V161H57ZM111 162H113V161H111ZM217 162H218V161H217ZM219 162H220V161H219ZM221 162H224V161H221ZM226 162H227V161H226ZM59 163H61V162H59ZM63 163H64V162H63ZM63 163H62V164H63ZM99 163H100V162H99ZM104 163H103V164H104ZM107 163H109V162H107ZM203 163L206 164V161L204 160ZM211 163L213 164V162H211ZM211 163H210V165H211ZM230 163H231V162H230ZM244 163H246V162H244ZM62 164H61V165H62ZM96 164H97V163H96ZM207 164H208V162H207ZM218 164H219V163H218ZM225 164H226V163H225ZM240 164H242V163H240ZM3 165H5V164H3ZM6 165H7V164H6ZM43 165H44V164H43ZM47 165H50V164H47ZM65 165H66V163H65ZM76 165H78V164H76ZM98 165H99V164H98ZM100 165H101V164H100ZM105 165H106V164H105ZM213 165H215V164H213ZM229 165H230V164H229ZM238 165H239V164H238ZM7 166H8V165H7ZM51 166H54V167L57 168L56 165H51ZM71 166H72V165H71ZM79 166H80V165H79ZM79 166H78V167H79ZM203 166H205V165H203ZM203 166H202V167H203ZM206 166H207V165H206ZM211 166H212V165H211ZM223 166H224V164H223ZM225 166H226V165H225ZM17 167H18V165H17ZM62 167H63V166H62ZM62 167H59V168H62ZM72 167H73V166H72ZM72 167H71V168H72ZM74 167H75V166H74ZM74 167H73V168H74ZM95 167H97V166H95ZM101 167H102V166H101ZM124 167H125V166H124ZM196 167L199 168V166H196ZM213 167H214V166H213ZM218 167H220V166H218ZM229 167H230V166H229ZM32 168H33V167H32ZM35 168H36V167H35ZM47 168H48V167H47ZM51 168H52V167H51ZM191 168H193V167H191ZM214 168H215V167H214ZM214 168H212V169H214ZM224 168H225V167H224ZM11 169H12V168H11ZM48 169H49V168H48ZM57 169H58V168H57ZM57 169H55V170H57ZM74 169H75V168H74ZM80 169H81V168H80ZM103 169H104V168H103ZM105 169H106V168H105ZM105 169H104V170H105ZM189 169H190V168H189ZM193 169H194V168H193ZM193 169H192V170H193ZM205 169H206V168H205ZM220 169H221V167H220ZM226 169H227V167H226ZM29 170H30V169H29ZM52 170H54V168H53ZM55 170H54V171H55ZM60 170H62V172H64V171H63L64 169H60ZM60 170H59V171H60ZM65 170H66V169H65ZM95 170H96V169H95ZM197 170H198V169H197ZM215 170L217 171L218 169H215ZM223 170H224V169H223ZM66 171H67V170H66ZM199 171H200V169H199ZM209 171H210V170H208V172H209ZM212 171H213V170H212ZM44 172H45V171H44ZM46 172H47V171H46ZM51 172H52V171H51ZM57 172H58V171H57ZM74 172H75V171H74ZM85 172H86V171H85ZM188 172H189V171H188ZM190 172H191V170H190ZM190 172H189V173H190ZM213 172H214V171H213ZM213 172H212V173H213ZM218 172H219V171H218ZM99 173H100V169H99ZM193 173H194V171H193ZM198 173H199V172H198ZM212 173H211V174H212ZM216 173H217V172H216ZM15 174H16V173H15ZM17 174H18V173H17ZM23 174H24V173H23ZM50 174H51V173H50ZM57 174H58V173H57ZM70 174H71V173H70ZM84 174H85V173H84ZM191 174H192V173H191ZM214 174H215V173H214ZM26 175H27V174H26ZM43 175H44V174H43ZM160 175H161V172H160V173L158 172L157 175H155V177H154L155 180H158L159 177H160ZM202 175H203V174H202ZM17 176H18V175H17ZM22 176H23V175H22ZM22 176H21V177H22ZM61 176H62V175H61ZM67 176H69V174H68ZM75 176H76V175H75ZM77 176H78V175H77ZM190 176H191V175H190ZM190 176L188 175L189 178H191ZM200 176H201V175H200ZM200 176H198V177H200ZM203 176H205V175H203ZM203 176H202V178H203ZM73 177H74V176H73ZM73 177H72V179H73ZM78 177H79V176H78ZM88 177H89V176H88ZM198 177H197V179H199ZM208 177H210V175H209ZM90 178H91V177H90ZM205 178H207V176L204 177V179H205ZM215 178H216V177H215ZM0 179H1V178H0ZM67 179H69V178H67ZM72 179L70 178L71 182H72ZM82 179H83V178H82ZM195 179H196V178H194V180L192 179L191 181H192V182H193V181H196L197 179H196V180H195ZM200 179H201V177H200ZM210 179H211V178H210ZM58 180H59V179H58ZM70 180H69V181H70ZM76 180H78V179L76 178ZM76 180H75V181H76ZM79 180H80V178H79ZM144 180H145V179H144ZM189 180H190V179H189ZM202 180H203V179H201V182H202ZM208 180H209V179H208ZM3 181H4V180H3ZM15 181H16V180H15ZM18 181H19V180H18ZM56 181H57V180H56ZM66 181H68V180H66ZM75 181L73 180V182H75ZM83 181H84V180H83ZM153 181H154V180H153ZM153 181L147 180V181H146V184H143V185H141V184H140L141 182H140V183H139L140 185L137 186L136 188H134L133 192L131 193V194H133L132 197L129 198L128 200L124 201V204H126L127 202L133 200V199H134L135 197H137V196H138V197L141 196L142 194L140 195L139 192H140L143 188L146 189V187H147L148 185H150ZM191 181H190V182H191ZM199 181H200V180H199ZM199 181H198L197 183H200ZM10 182H11V181H10ZM52 182H53V181H52ZM77 182H78V181H77ZM79 182H80V181H79ZM58 183H60V182H58ZM61 183H62V182H61ZM142 183H143V182H142ZM185 183H186V182H185ZM205 183H206V182H205ZM234 183H235V182H234ZM55 184H56V183H55ZM66 184L68 185V183H65V184L63 183L62 186L65 185L64 187H67ZM71 184H72V183H71ZM71 184H70V185H71ZM209 184H210V183H209ZM226 184H228V183H226ZM5 185H6V184H5ZM48 185H49V184H48ZM53 185H54V184H53ZM59 185H60V184H59ZM89 185H90V184H89ZM157 185H158V186H161L160 184H157ZM157 185H156V186H157ZM191 185H192V183H191ZM195 185H198V184H195ZM195 185H194V186H195ZM202 185L204 186V183H203ZM223 185H224V184H223ZM51 186H52V185H51ZM152 186H153V185H152ZM198 186H199V185H198ZM205 186H206V188H207V185H205ZM3 187H4V186H3ZM60 187H61V186H60ZM70 187H71V186H70ZM196 187H197V186H196ZM213 187H215V186H213ZM219 187H220V186H219ZM219 187H218V188H219ZM238 187H239V186H238ZM238 187H237V188H238ZM21 188H22V187H21ZM74 188H75V187H74ZM155 188H157V187L154 186V189H155ZM164 188H166V187H164ZM164 188H163V189H164ZM188 188H189V187H187V189H188ZM191 188L194 189L195 187H194V188L191 187ZM218 188H217V189H218ZM19 189H20V187H19ZM42 189H43V188H42ZM49 189H50V188H49ZM51 189H52V188H51ZM53 189H54V188H53ZM53 189H52V190H53ZM58 189H59V188H58ZM58 189H57V190H58ZM63 189H64V188H63ZM79 189H80V188H79ZM79 189H78V190H79ZM151 189H153V187H152ZM159 189H160V187H159ZM163 189H161V192H162ZM168 189H169V187H168ZM168 189L166 188L165 191L168 190ZM170 189H171V188H170ZM172 189H173L174 191L177 190V189H175V188H172ZM212 189L214 190V188H212ZM215 189H216V188H215ZM233 189H234V188H233ZM239 189H240V188H239ZM5 190H6V189H5ZM47 190H48V189H47ZM231 190H232V189H231ZM37 191H38V190H37ZM48 191H49V190H48ZM55 191H56V190H55ZM61 191H62V190H61ZM70 191H71V190H70ZM75 191H76V190H75ZM82 191H83V189H82ZM159 191H160V190H158L157 192H159ZM174 191H173V192H174ZM178 191H179V190H178ZM178 191H177V192H178ZM254 191H255V190H254ZM6 192H7V191H6ZM9 192H11V191H9ZM14 192H15V191H14ZM33 192H34V191H33ZM57 192H59V191H57ZM65 192H66V191H65ZM76 192H77V191H76ZM142 192H143V191H142ZM148 192H150V191H148ZM154 192H156V191H154ZM166 192H167V191H166ZM166 192H165V194H166ZM188 192H189V191H188ZM192 192H193V191H192ZM204 192H205V191H204ZM207 192H208V190H207ZM232 192H233V191H232ZM242 192H243V191H242ZM242 192H241V193H242ZM37 193H38V192H37ZM81 193H82V192H81ZM138 193H139V194H138ZM175 193H176V192H175ZM198 193H199V192H198ZM217 193H218V192H217ZM221 193H222V192H221ZM226 193H227V191H226ZM250 193H251V192H250ZM250 193H249V194H250ZM257 193L259 194V191H258ZM257 193H256V194H257ZM43 194H44V193H43ZM50 194H51V193H50ZM50 194H49V195H50ZM52 194H53V193H52ZM63 194H64V193H63ZM71 194H72V193H71ZM86 194H87V193H86ZM143 194H144V193H143ZM157 194H158V193H157ZM159 194L165 196L164 193H162V194L159 193ZM169 194H170V193H169ZM196 194H197V193H196ZM219 194H220V192H219ZM224 194H225V193H224ZM231 194H232V193H231ZM25 195H27V193H26ZM29 195H30V194H29ZM39 195H40V194H39ZM65 195H66V194H65ZM87 195H88V194H87ZM191 195H192V193H191ZM245 195H246V194H245ZM245 195H244V196H245ZM260 195H261V194H260ZM22 196H23V195H22ZM30 196H31V195H30ZM63 196H64V195H63ZM76 196H77V195H76ZM154 196H156L155 193H154ZM170 196H172V193L170 194ZM215 196H216V195H215ZM224 196H225V195H224ZM226 196H227V195H226ZM146 197H148V196H146ZM156 197H157V196H156ZM156 197H153V198H155L154 200H157V199H158V201H160V202L162 203V200H159V197H157V198H156ZM161 197H162V199H163V196H161ZM166 197H167V194H166ZM176 197H177V196H176ZM200 197H201V196H200ZM217 197H218V194H217ZM229 197H230V196H229ZM229 197L227 196V198H229ZM245 197H246V196H245ZM257 197H258V196H257ZM39 198H40V197H39ZM50 198H51V197H50ZM86 198H87V197H86ZM149 198H151V197H150V194H149ZM149 198H147V199H149ZM153 198H152V199H153ZM4 199H5V198H4ZM15 199H16V198H15ZM17 199H18V198H17ZM37 199H38V198H37ZM139 199H142V197H141V198L139 197V198H138V201H139ZM172 199H173V197H172ZM172 199H171V200H172ZM233 199H234V198H233ZM13 200H14V199H13ZM135 200L137 201V198H136ZM163 200H164V199H163ZM183 200H184V199H183ZM237 200H238V199H237ZM239 200H240V199H239ZM251 200H252V199H251ZM251 200H250V201H251ZM260 200H261V199H260ZM36 201H37V200H36ZM39 201H40V200H39ZM42 201H43V200H42ZM62 201H63V200H62ZM85 201H86V200H85ZM136 201H134V203H135ZM165 201H166V200H165ZM221 201H222V200H221ZM235 201H236V200H235ZM31 202H32V201H31ZM43 202H44V201H43ZM145 202H146V201H145ZM242 202H243V201H242ZM242 202H241V203H242ZM253 202H254V201H253ZM5 203H6V202H5ZM25 203H26V202H25ZM25 203H24V204H25ZM138 203H139V202H138ZM148 203H149V202H148ZM164 203H165V202H164ZM166 203H167V202H166ZM237 203H238V202H237ZM243 203H244V202H243ZM29 204H30V203H29ZM35 204H36V203H35ZM44 204H45V203H44ZM50 204H51V203H50ZM50 204H49V205H50ZM61 204H62V203H61ZM122 204H123V202H122ZM127 204H128V203H127ZM132 204H133V203H132ZM155 204H156V207H155V208H157L158 206L161 205V204H158V206H157V203H155ZM178 204H179V203H178ZM234 204H235V203H234ZM109 205H111V204H109ZM134 205H135V204H134ZM143 205H144V204H143ZM143 205H142V207H143ZM145 205H146V204H145ZM147 205H148V204H147ZM147 205H146V206H147ZM149 205H151V204H149ZM175 205H176V204H175ZM244 205H245V204H244ZM244 205H243V206H244ZM249 205H250V204H249ZM254 205H255V204H254ZM257 205H258V204H257ZM113 206H114V205H113ZM130 206H131V205H129V207H130ZM137 206H139V205H137ZM237 206L240 207V205H237ZM241 206H242V205H241ZM245 206H246V205H245ZM27 207H28V206H27ZM111 207H112V205H111ZM144 207H145V206H144ZM149 207H150V206H149ZM220 207H221V206H220ZM247 207H248V206H247ZM132 208H133V207H132ZM132 208H131V209H132ZM136 208H137V207H136ZM140 208H141V206H140ZM145 208H148V207H145ZM145 208H144V209H145ZM160 208H161V206H160ZM164 208H167V207H164ZM164 208H163V209H164ZM248 208H249V207H248ZM112 209H116V208H112ZM117 209H118V208H117ZM121 209H122V207H121ZM134 209H135V208H134ZM138 209H139V208H138ZM141 209H142V208H141ZM151 209H152V210L154 209L153 206H152ZM151 209L149 208L148 210H145V211H147V213H148V211H150ZM157 209L159 210V208H157ZM161 209H162V208H161ZM180 209H181V208H180ZM184 209H185V208H184ZM240 209H241V208H240ZM240 209H239V210H240ZM245 209H246V207H245ZM252 209H253V208H252ZM252 209H251V211H252ZM62 210H63V209L61 208V211H62ZM64 210H65V209H64ZM132 210H133V209H132ZM132 210H131V211H132ZM154 210L157 211L156 209H154ZM154 210H153V211H154ZM230 210H231V209H230ZM236 210H237V209H236ZM249 210H250V209H249ZM254 210H255V209H254ZM254 210H253V211H254ZM56 211H57V210H56ZM113 211H115V210H112V211H111V214L113 213ZM128 211L130 212V210H128ZM165 211H167V210L165 209ZM243 211H244V212L246 211V213H247V210H244V208H243ZM243 211H242V212H243ZM253 211H252L251 214H253V215L256 216V212L259 211V210H257L256 212H255V211L253 212ZM46 212H47V211H46ZM46 212H45V213H46ZM54 212H55V211H54ZM109 212H110V211H109ZM138 212H139V211H138ZM182 212H183V211H182ZM186 212H188V211H186ZM186 212H185V213H186ZM214 212H215V211H214ZM235 212H237V211H235ZM42 213H43V212H42ZM123 213H124V212H123ZM147 213H146V214H147ZM154 213H155V212H154ZM156 213H157V212H156ZM160 213H161V212H160ZM163 213H164V212H163ZM220 213H221V212H218L217 215H218V214L220 215ZM254 213H255V214H254ZM53 214H54V213H53ZM141 214H142V213H141ZM189 214H190V212H189ZM189 214H188V216H189ZM244 214H245V213H244ZM248 214L251 215L250 213H248ZM37 215H38V214H37ZM106 215H107V214H106ZM128 215H129V214H128ZM130 215H131V214H130ZM144 215H145V213H144ZM147 215H148V214H147ZM147 215H146V216H147ZM162 215H164V214L161 213V216H162ZM245 215L247 216V214H245ZM253 215L250 216L251 219H252V216H253ZM38 216H39V215H38ZM55 216H56V215H55ZM55 216H54V217H55ZM140 216H141V215H140ZM140 216L137 215V217H140ZM142 216H143V215H142ZM156 216H157V215H156ZM159 216H160V215H159ZM161 216H160V217H161ZM186 216H187V215H186ZM188 216H187V217H188ZM211 216H212V215H211ZM220 216H221V215H220ZM220 216H219V217H220ZM223 216H224V215H223ZM237 216H238V214H237ZM1 217H2V216H1ZM32 217H33V216H32ZM54 217H52V218H54ZM126 217H127V216H126ZM126 217H125V218H126ZM144 217H145V216H144ZM154 217H155V216H154ZM162 217H163V216H162ZM171 217H172V216H171ZM213 217H214V216H213ZM11 218H13V217H11ZM18 218H19V217H18ZM20 218H21V217H20ZM28 218H29V217H28ZM38 218H39V217H38ZM47 218H48V217H47ZM56 218H57V217H56ZM58 218H60V217H58ZM111 218H112V217H111ZM128 218H129V217H128ZM140 218H141V217H140ZM168 218H169V217H168ZM245 218H246V217H245ZM54 219H55V218H54ZM153 219H154V218H153ZM156 219H157V218H156ZM158 219H159V218H158ZM169 219H170V218H169ZM169 219H168V220H169ZM242 219H243V218H242ZM248 219H249V218H248V216H247V220H248ZM17 220H18V219H17ZM52 220H53V219H52ZM52 220H51V221H52ZM75 220H77V219H75ZM79 220H80V218H79ZM79 220H78V221H79ZM144 220H145V219H144ZM159 220H160V219H159ZM164 220H165V219H164ZM172 220H173V219H172ZM230 220H232V219H230ZM237 220H238V219H237ZM44 221H45V220H44ZM47 221H48V220H47ZM49 221H50V220H49ZM55 221H56V220H55ZM55 221H54V222H55ZM73 221H74V220L72 219V223H73ZM81 221H82V220H81ZM112 221H113V220H112ZM121 221H122V220H121ZM150 221H151V220H150ZM152 221H153V220H152ZM26 222H27V221H26ZM68 222H69V221H68ZM74 222H75V221H74ZM85 222H86V221H85ZM127 222H128V221H127ZM161 222H162V220H161ZM170 222H171V221H170ZM176 222H177V221H176ZM237 222H238V221H237ZM2 223H3V222H2ZM59 223H60V221H59ZM118 223H119V220H118ZM123 223H124V222H123ZM158 223H160V222H158ZM171 223H172V222H171ZM204 223H205V221H204ZM206 223H207V222H206ZM231 223H232V222H231ZM235 223H236V222H235ZM248 223H249V222H248ZM11 224H12V223H11ZM24 224H25V223H24ZM45 224H46V223H45ZM73 224H75V223H73ZM76 224H77V223H76ZM85 224H86V223H85ZM155 224H156V222H155ZM161 224H163V223H161ZM164 224H166V223L164 222ZM164 224L161 225L162 228H163ZM173 224H174V222H173ZM176 224H178V223H176ZM232 224H233V223H232ZM17 225H18V224H17ZM78 225H79V224H78ZM86 225H87V224H86ZM98 225H99V224H98ZM120 225H121V224H120ZM122 225H123V224H122ZM130 225H131V224H130ZM152 225H153V222H152ZM44 226H45V225H44ZM54 226H55V225H54ZM82 226H83V225H82ZM110 226H112V225L110 224ZM115 226H118V225H115ZM157 226H158V225H157ZM157 226H156V228H157ZM174 226H175V225H174ZM176 226H177V225H176ZM176 226H175V227H176ZM187 226H188V224H187ZM238 226H239V225H238ZM259 226H260V223H259ZM19 227H21V226H19ZM27 227L29 228V226H27ZM63 227H64V226H63ZM137 227H138V226H137ZM153 227H154V226H153ZM159 227H160V226H159ZM164 227H165V226H164ZM172 227H173V226H172ZM203 227H204V226H203ZM209 227H210V225L208 226V228H209ZM231 227H232V226H231ZM247 227H248V226H247ZM255 227H256V226H255ZM30 228H32V227H30ZM30 228H29V229H30ZM56 228H57V227H56ZM65 228H66V227H65ZM138 228H139V227H138ZM156 228H155V229H156ZM168 228H169V230H170V227H168ZM168 228H167V229H168ZM192 228H194V227H192ZM234 228H235V227H234ZM15 229H16V228H15ZM39 229H40V228H39ZM58 229H60V227H59ZM131 229H132V228H131ZM134 229H135V228H134ZM150 229L152 230V228H149V230H150ZM155 229H154V230H155ZM260 229H261V227H260ZM260 229H259V231H258L259 234H260V232H263V229H261V230H260ZM9 230H10V229H9ZM69 230H70V229H69ZM72 230H73V229H72ZM138 230H139V229H138ZM163 230H164V229H163ZM194 230H195V229H194ZM196 230H197V228H196ZM201 230H203V228H202ZM208 230H209V229H207V231H208ZM211 230H213V229H211ZM227 230H228V229H227ZM7 231H8V230H7ZM16 231H17V230H16ZM32 231H33V230H32ZM62 231H63V230H62ZM131 231H132V230H131ZM152 231H153V230H152ZM156 231H158V229H157ZM166 231H167V230H166ZM189 231L191 232V231H193V229H190ZM189 231H188V232H189ZM231 231H232V230H231ZM253 231H254V230H253ZM58 232H59V230H58ZM135 232H136V230H135ZM138 232H139V234H140V230H139ZM141 232H142V231H141ZM144 232H145V231H144ZM158 232H159V231H158ZM161 232H162V231H161ZM208 232H209V231H208ZM243 232H244V231H243ZM0 233H1V232H0ZM49 233H50V232H49ZM156 233H157V232H156ZM224 233H225V232H223L222 234H224ZM52 234H53V233H52ZM131 234H132V233H131ZM143 234H144V233H143ZM149 234H150V233H149ZM149 234H148V235H149ZM151 234H152V232H151ZM151 234H150V235H151ZM154 234H155V232H154ZM190 234H191V233H190ZM193 234H194V233H193ZM231 234H232V232H231ZM261 234H262V233H261ZM12 235H13V234H12ZM63 235H64V233H63ZM72 235H75V233L72 234ZM134 235H137V232H136V234L134 233ZM146 235H147V234H146ZM148 235H147V236H148ZM158 235H159V234H158ZM214 235H215V234H214ZM214 235H213V236H214ZM245 235H246V234H245ZM45 236H46V235H45ZM77 236H78V235H77ZM77 236L75 235V237H77ZM82 236H83V235H82ZM156 236H157V235H156ZM190 236L192 237L193 235H190ZM190 236H189V237H190ZM197 236H198V235H197ZM202 236H203V234H202ZM247 236H248V235H247ZM263 236H264V235L262 234L261 237H263ZM21 237H22V236H21ZM39 237H40V236H39ZM52 237H53V236H52ZM127 237H128V236H127ZM131 237H132V236H131ZM131 237H129L128 239H130ZM134 237H135V236H134ZM144 237H145V236H144ZM150 237H154L153 234H152V236H150ZM150 237H147V238H150ZM193 237H194V236H193ZM207 237H208V236H207ZM234 237H236V236L234 235ZM234 237H233V238H234ZM239 237H240V236H239ZM19 238H20V237H19ZM24 238H25V237H24ZM43 238H44V237H43ZM56 238H57V237H56ZM59 238H60V237H59ZM135 238H136V237H135ZM154 238L157 239L156 237H154ZM195 238H196V235H195ZM198 238H199V237H198ZM203 238H205V237H203ZM208 238H209V237H208ZM218 238H219V237H218ZM221 238H223V237H221ZM227 238H228V236H227ZM236 238H237V237H236ZM236 238H234V239H236ZM249 238H250V237H249ZM258 238H259V237H258ZM22 239H23V238H22ZM81 239H82V238H81ZM133 239H134V238H133ZM150 239H151V238H150ZM159 239H160V238H159ZM200 239H201V238H200ZM216 239H217V238H216ZM225 239H226V238H225ZM228 239H229V238H228ZM250 239H251V238H250ZM254 239H255V238H254ZM42 240H43V239H42ZM55 240H56V239H55ZM66 240H67V239H66ZM88 240H89V239H88ZM137 240H138V239H137ZM137 240H136V241H137ZM139 240H140V239H139ZM142 240H143V239H142ZM148 240H149V239H148ZM192 240H194V239L192 238ZM197 240H198V239H197ZM201 240H202V242H203V239H201ZM219 240H220V239H219ZM243 240H244V239H243ZM49 241H50V240H49ZM64 241H65V240H64ZM149 241H150V240H149ZM151 241L154 242L155 240H154V241L151 240ZM185 241H188V240L186 239ZM212 241H214V239H212ZM212 241H211V242H212ZM230 241L232 242V240H230ZM262 241H264V240H262ZM15 242L17 243V241H15ZM42 242H43V241H42ZM45 242H46V241H45ZM133 242H134V240H133ZM142 242H143V241H142ZM155 242H156V241H155ZM155 242H154V244H155ZM188 242H192V243H193L194 241H188ZM188 242H186V244H187ZM200 242H201V241H200ZM215 242H216V241H215ZM218 242H221V241H218ZM253 242H254V241H253ZM1 243H2V242H1ZM13 243H14V241L12 242V244H13ZM58 243H59V242H58ZM63 243H64V242H63ZM65 243H66V242H65ZM69 243H70V242H69ZM74 243H76V241H75ZM129 243H130V242H129ZM129 243L127 242V244H129ZM131 243H132V242H131ZM135 243H136V242H135ZM147 243H148V242H147ZM208 243H209V242H208ZM221 243H223V242H221ZM235 243H237V242L235 241ZM48 244H49V243H48ZM137 244L140 245L141 243H138V242H137V243L134 244V245H137ZM149 244H150V243H149ZM210 244H212V243H210ZM210 244H209V245H210ZM223 244H224V243H223ZM226 244H227V242H226ZM233 244H234V243H233ZM245 244H246V243H245ZM259 244H260V243H259ZM36 245H37V244H36ZM62 245H63V244H62ZM69 245H70V244H69ZM69 245H68V246H69ZM75 245H76V244H75ZM84 245H85V244H84ZM134 245H133V246H134ZM142 245H143V244H142ZM142 245H141V246H142ZM145 245H146V243H145ZM191 245H192V244H191ZM191 245H190V246H191ZM247 245H248V243L246 244V246H247ZM22 246H24V245H22ZM25 246H26V245H25ZM63 246H64V245H63ZM175 246H176V245H175ZM178 246H179V245H178ZM190 246H188V247H190ZM195 246H196V245H195ZM210 246H211V245H210ZM212 246H213V244H212ZM224 246H225V245H224ZM226 246H227V245H226ZM256 246H258V245H256ZM263 246H264V245H263ZM83 247H84V246H83ZM123 247H124V246H123ZM127 247H129V246H127ZM138 247H140V246H138ZM147 247L149 248L150 245H148ZM147 247H146V248H147ZM186 247H187V246H186ZM192 247H194V246H192ZM196 247H198L197 250H198V252H199V246H196ZM204 247H205V246H204ZM217 247H218V246H217ZM13 248H14V247H13ZM19 248H20V247H19ZM24 248H26V247H24ZM42 248H43V247H42ZM46 248H47V246H45V249H46ZM48 248H49V247H48ZM48 248H47V249H48ZM50 248H51V245H50ZM78 248H79V246H78ZM85 248H86V247H85ZM131 248H134V247H132V244H131ZM140 248H141V247H140ZM144 248H145V246H144ZM144 248H143V249H144ZM153 248H154V247H152V249H153ZM155 248H156V250H157L159 247L157 248V246H156ZM155 248H154V249H155ZM175 248H176V247H175ZM184 248H185V247H184ZM213 248H215V247H213ZM240 248H241V247H240ZM17 249H18V246H17ZM134 249H135V248H134ZM136 249H137V248H136ZM138 249H139V248H138ZM154 249H153V250H154ZM162 249H163V248H162ZM177 249H178V248H177ZM181 249H182V248H181ZM190 249H192V248L190 247ZM190 249H188V250H190ZM193 249H194V248H193ZM204 249H205V248H204ZM230 249H231V248H230ZM261 249H264V248H261ZM63 250H64V249H63ZM140 250L142 251V249H140ZM145 250H146V249H145ZM148 250H149V249H147V251H148ZM153 250H152V251H153ZM158 250H159V249H158ZM158 250H157V251H158ZM160 250H161V249H160ZM174 250H175V249L173 248V252L176 251V250H175V251H174ZM179 250H180V247H179ZM183 250H184V249H183ZM188 250H184V251H188ZM195 250H196V249H195ZM197 250H196V251H197ZM201 250H202V249H201ZM213 250H214V249H213ZM222 250H223V249H222ZM231 250H232V249H231ZM15 251H16V250H15ZM17 251H18V250H17ZM45 251H47V250H45ZM90 251H91V250H90ZM92 251H93V250H92ZM126 251H127V250H126ZM129 251H130V250H129ZM137 251H138V250H137ZM137 251H136V252H137ZM143 251H144V250H143ZM143 251H142V253H143ZM192 251H193V250H192ZM192 251H191V252H192ZM203 251H204V250H203ZM224 251H225V250H224ZM237 251H238V250H237ZM241 251H242V248H241ZM13 252H14V251H13ZM19 252H20V251H19ZM21 252H22V251H21ZM21 252H20V253H21ZM34 252H35V251H34ZM64 252H65V251H64ZM66 252H67V251H66ZM122 252H123V251H122ZM150 252H151V248H150ZM153 252H154V251H153ZM155 252H156V251H155ZM179 252H180V251H179ZM191 252L189 251V253H191ZM217 252H218V250H217ZM217 252H216V253H217ZM220 252H221V251H220ZM248 252H249V251H248ZM256 252H257V251H256ZM256 252L254 251V253H256ZM28 253H29V252H28ZM47 253H48V251H47ZM124 253H125V252H124ZM126 253H127V252H126ZM126 253H125V254H126ZM133 253H134V252H133ZM139 253H140V252H139ZM142 253H140V254L142 255ZM146 253H148V252H146ZM157 253H158V252H157ZM157 253H156V254H157ZM159 253L161 254V253H163V251H161V252H159ZM171 253H172V252H171ZM177 253H178V251H177ZM177 253H176V254H177ZM184 253H186V252H184ZM213 253H214V252H213ZM240 253H241V252H240ZM252 253H253V252H252ZM259 253L261 254L260 251H259ZM259 253H258L257 256L260 255ZM23 254H24V252H23ZM43 254H44V253H43ZM63 254H64V253H63ZM63 254H62V255H63ZM120 254H121V252H120ZM128 254H129V255L132 254V251H131V253L128 252ZM134 254L137 255L138 253H137V254L134 253ZM140 254H139V256H140ZM144 254H145V253H144ZM144 254H143V255H144ZM150 254H151V253H150ZM150 254H149V255H150ZM153 254H154V253H153ZM156 254H155V255H156ZM160 254H159V255H160ZM173 254H174V253H173ZM173 254H171V255H173ZM179 254H180V253H179ZM186 254H187V253H186ZM186 254H184V255H186ZM191 254H195V253L192 252ZM191 254H189V256H188V255H186V256H188V257L191 256L190 259H191V258L195 259V257H193ZM196 254H197V252H196ZM196 254H195V255H196ZM218 254H219V252H218ZM246 254H247V253H246ZM256 254H257V253H256ZM28 255H29V254H28ZM75 255H76V254H75ZM129 255H128V256H129ZM135 255H134V256H135ZM143 255H142V256H143ZM146 255H148V254H146ZM163 255H164V254H163ZM195 255H194V256H195ZM228 255H229V253H228ZM230 255H231V254H230ZM250 255H251V254H248L249 257H250ZM254 255H255V254H254ZM263 255H264V253H263ZM263 255H262V256H263ZM34 256H35V255H34ZM39 256H40V255H39ZM118 256H120V255H118ZM122 256H123V255H122ZM126 256H127V255H125V256H123V257H126ZM132 256H133V255H132ZM144 256H145V255H144ZM152 256H153V255H152ZM157 256H158V255H157ZM165 256H167V255H165ZM197 256H198V254H197ZM222 256H223V255H222ZM226 256H227V255H226ZM240 256H241V255H240ZM257 256L255 255V257H257ZM53 257H54V256H53ZM71 257H72V256H71ZM71 257H70V258H71ZM130 257H131V256H130ZM135 257H136V256H135ZM145 257H146V256H145ZM147 257H148V256H147ZM150 257H151V255H150ZM153 257H154V256H153ZM172 257H175V256H172ZM200 257H201V256H200ZM202 257H203V256H202ZM208 257H209V256H208ZM210 257H211V256H210ZM210 257H209V258H210ZM218 257H219V256H218ZM220 257H221V256H220ZM24 258H25V257H24ZM49 258H50V257H49ZM131 258H132V257H131ZM136 258H137V257H136ZM136 258H135V259H136ZM148 258H149V257H148ZM151 258H152V257H151ZM155 258H156V257H155ZM165 258H166V257H165ZM168 258H169V257H168ZM183 258H186V257H183ZM211 258H212V257H211ZM33 259H34V258H33ZM33 259H32V260H33ZM53 259H54V258H53ZM53 259L51 258V260H53ZM121 259H123V258H121ZM124 259H125V258H124ZM126 259H127V258H126ZM139 259H142V258H141V257H140V258L138 257V259H137L138 261H137V260H135V261H137V262L139 263ZM204 259H205V258H204ZM250 259L253 260L251 257H250ZM256 259H257V258H256ZM256 259H255V260H256ZM25 260H26V258H25ZM30 260H31V259H30ZM32 260H31V261H32ZM46 260H47V259H46ZM48 260H49V259H48ZM72 260H73V259H72ZM72 260H71V261H72ZM87 260H88V259H87ZM131 260H132V259H131ZM169 260H170V259H169ZM177 260L179 261V258H178ZM177 260H176V261H177ZM195 260H196V259H195ZM197 260H198V259H197ZM197 260H196V263H197ZM202 260H203V259H202ZM202 260H200V261L202 262ZM209 260H210V259H208V261H209ZM221 260H222V259H221ZM236 260H237V259H236ZM243 260H244V259H243ZM255 260H254V261H255ZM257 260H258V259H257ZM27 261H28V260H27ZM33 261H34V260H33ZM80 261H81V259H80ZM117 261H118V260H117ZM125 261H126V260H125ZM125 261H124V263H125ZM135 261H134V262H135ZM140 261H141V260H140ZM142 261H143V260H142ZM153 261H154V260H153ZM155 261H156V260H155ZM163 261H164V260H163ZM176 261H175V262H176ZM184 261H185V260H184ZM205 261H206V260H205ZM233 261H234V260H233ZM261 261H262V260H261ZM14 262H15V261H14ZM35 262H36V261H35ZM35 262H34V263H35ZM60 262H61V261H60ZM69 262H70V260H69ZM86 262H87V261H86ZM90 262H91V261H90ZM120 262H121V261H120ZM129 262H131V261H130V260H127V261H126V263H129ZM159 262L162 263L161 259H160ZM168 262H169V261H168ZM180 262H182V261H180ZM190 262H192V261H190ZM198 262H199V261H198ZM212 262H214V261H212ZM215 262H216V260H215ZM215 262H214V263H215ZM255 262H256V264H259V263H257V261H255ZM262 262H264V258H263V261H262ZM24 263H25V262H24ZM39 263H41V260H40ZM51 263H52V262H51ZM53 263H54V261H53ZM61 263H62V262H61ZM73 263H74V262H73ZM117 263H118V262H117ZM122 263H123V262H122ZM122 263H120V264H122ZM140 263H141V262H140ZM142 263H143V262H142ZM147 263H148V262H147ZM152 263H153V262H152ZM152 263H150V264H152ZM164 263H166V261H165ZM169 263H170V262H169ZM171 263H172V262H171ZM182 263H183V262H182ZM187 263H188V261H187ZM194 263H195V262H194ZM220 263H221V262H220ZM220 263H219V264H220ZM240 263H241V262H240ZM240 263H238V264H240ZM247 263H248V262H246V264H247ZM2 264H3V263H2ZM16 264H17V263H16ZM49 264H50V262H49ZM85 264H86V263H85ZM97 264H98V263H97ZM143 264H146V263L144 262ZM179 264H180V263H179ZM185 264H186V263H185ZM192 264H193V263H192ZM207 264H208V263H207ZM231 264H233V263H231ZM248 264H249V263H248ZM250 264H251V263H250ZM254 264H255V263H254Z\"/></svg>",
    "mask_w": 264,
    "mask_h": 264
}]
</instances>
